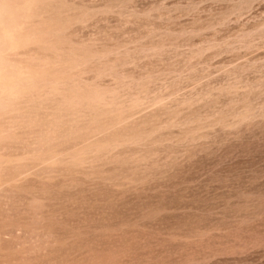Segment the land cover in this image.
<instances>
[{
  "label": "rangeland",
  "instance_id": "374dc122",
  "mask_svg": "<svg viewBox=\"0 0 264 264\" xmlns=\"http://www.w3.org/2000/svg\"><path fill=\"white\" fill-rule=\"evenodd\" d=\"M0 264H264V0H0Z\"/></svg>",
  "mask_w": 264,
  "mask_h": 264
}]
</instances>
